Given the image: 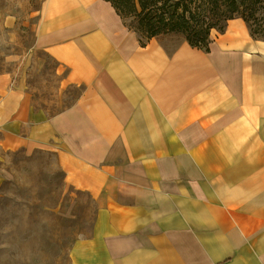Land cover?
I'll return each mask as SVG.
<instances>
[{
    "label": "crops",
    "instance_id": "crops-1",
    "mask_svg": "<svg viewBox=\"0 0 264 264\" xmlns=\"http://www.w3.org/2000/svg\"><path fill=\"white\" fill-rule=\"evenodd\" d=\"M41 1L33 56L72 98L36 120L17 80L0 95V147L54 153L95 202L71 264H264V40L235 18L209 51L173 36L143 47L107 0Z\"/></svg>",
    "mask_w": 264,
    "mask_h": 264
},
{
    "label": "rangeland",
    "instance_id": "rangeland-1",
    "mask_svg": "<svg viewBox=\"0 0 264 264\" xmlns=\"http://www.w3.org/2000/svg\"><path fill=\"white\" fill-rule=\"evenodd\" d=\"M41 3L0 0V95L24 80L35 94L33 105L41 114L36 120L51 116L72 98L70 92L58 96L56 64L39 52L33 56ZM0 178V264H71L72 245L92 233L95 202L65 184L50 151L0 147Z\"/></svg>",
    "mask_w": 264,
    "mask_h": 264
},
{
    "label": "trees",
    "instance_id": "trees-1",
    "mask_svg": "<svg viewBox=\"0 0 264 264\" xmlns=\"http://www.w3.org/2000/svg\"><path fill=\"white\" fill-rule=\"evenodd\" d=\"M141 46L162 35H182L209 51L213 29L224 32L229 20L242 18L254 39L264 40V0H107Z\"/></svg>",
    "mask_w": 264,
    "mask_h": 264
}]
</instances>
